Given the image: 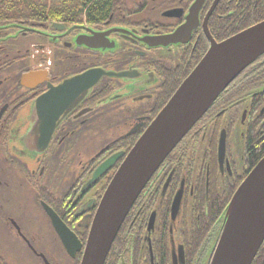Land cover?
I'll use <instances>...</instances> for the list:
<instances>
[{
    "label": "flooded vegetation",
    "instance_id": "flooded-vegetation-1",
    "mask_svg": "<svg viewBox=\"0 0 264 264\" xmlns=\"http://www.w3.org/2000/svg\"><path fill=\"white\" fill-rule=\"evenodd\" d=\"M113 2L107 16L93 22L84 13L78 22L0 29V264H80L106 188L166 104L168 91L194 69L212 40L220 43L264 21V0ZM197 12L190 35L167 37ZM31 45L37 54H31ZM95 67L129 75H104L60 115L49 145L40 151L31 133L36 100ZM250 145L255 148L248 151ZM260 147L264 54L229 85L153 175L106 263L206 264L227 199L249 174L252 153ZM121 152L125 155L89 183L101 163ZM45 204L81 241L75 257Z\"/></svg>",
    "mask_w": 264,
    "mask_h": 264
},
{
    "label": "water",
    "instance_id": "water-1",
    "mask_svg": "<svg viewBox=\"0 0 264 264\" xmlns=\"http://www.w3.org/2000/svg\"><path fill=\"white\" fill-rule=\"evenodd\" d=\"M194 19L189 15L188 22L167 37L173 41L190 35L197 25L198 12ZM159 44L157 41L150 45ZM263 54L264 21L220 43L211 41L208 52L138 138L111 179L95 213L80 264H105L128 213L161 164L225 89ZM104 75L125 77L129 73L95 67L64 80L36 100L37 118L31 133L40 151L49 145L60 115L69 111ZM224 154L222 137L220 157ZM123 155L117 153L101 163L89 183L100 178ZM179 203L178 197L175 208ZM45 207L67 250L75 257L82 249L81 241L49 205ZM222 220L206 264H252L264 243V157L235 191Z\"/></svg>",
    "mask_w": 264,
    "mask_h": 264
},
{
    "label": "trees",
    "instance_id": "trees-1",
    "mask_svg": "<svg viewBox=\"0 0 264 264\" xmlns=\"http://www.w3.org/2000/svg\"><path fill=\"white\" fill-rule=\"evenodd\" d=\"M113 1L114 0H0V25L7 23H20L25 25L35 23L39 25L40 23L52 21L78 22L83 19V16L85 17L84 13L87 14L89 21L93 22L100 17L107 16V12L114 8ZM179 84L180 82L168 91V95L165 97L163 104L169 100ZM251 131L252 130H250V132ZM250 139H252L251 136ZM252 148H255V146H248V151L252 150ZM263 156V147L258 148L256 154L252 153L249 170L252 169ZM230 198L231 197H228L227 199L222 216L226 211ZM252 264H264V243Z\"/></svg>",
    "mask_w": 264,
    "mask_h": 264
},
{
    "label": "rangeland",
    "instance_id": "rangeland-1",
    "mask_svg": "<svg viewBox=\"0 0 264 264\" xmlns=\"http://www.w3.org/2000/svg\"><path fill=\"white\" fill-rule=\"evenodd\" d=\"M19 41H23L22 39H20ZM32 44V43H31ZM21 45H28L27 47H29V43H28V41H23L22 43H21ZM24 48H25V46H24ZM31 48H32V50H31V54H37V49H35L34 47H33V45H31ZM46 53H49V50L48 51H45ZM39 61V60H38ZM38 61L37 60H35V63H38ZM37 65H44V62H41V63H38Z\"/></svg>",
    "mask_w": 264,
    "mask_h": 264
}]
</instances>
